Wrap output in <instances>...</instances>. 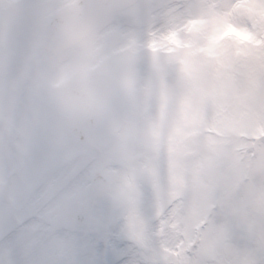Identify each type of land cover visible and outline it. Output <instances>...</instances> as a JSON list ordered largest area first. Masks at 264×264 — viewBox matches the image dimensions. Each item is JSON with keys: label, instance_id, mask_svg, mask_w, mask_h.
I'll use <instances>...</instances> for the list:
<instances>
[{"label": "snow or ice", "instance_id": "6c2138e0", "mask_svg": "<svg viewBox=\"0 0 264 264\" xmlns=\"http://www.w3.org/2000/svg\"><path fill=\"white\" fill-rule=\"evenodd\" d=\"M27 5L15 36L0 40V66L33 17L45 27L58 19L62 44L83 36L78 0ZM182 7L186 19L143 41L142 65L131 55L114 64L92 48L71 61L52 55L41 74V97L80 114L85 147L91 116L103 117L122 149L132 145L112 154V190L80 201L69 264H264V0ZM49 127L61 130L46 118L32 143V210L5 230L0 264H19L27 237L40 243L60 223L41 207Z\"/></svg>", "mask_w": 264, "mask_h": 264}, {"label": "clouds", "instance_id": "9594fccd", "mask_svg": "<svg viewBox=\"0 0 264 264\" xmlns=\"http://www.w3.org/2000/svg\"><path fill=\"white\" fill-rule=\"evenodd\" d=\"M190 0H78L82 6L80 27L81 39L62 44L58 33L60 21L53 18L47 27L38 17H33L32 26L16 45L12 61L0 66V149L11 156L25 143L26 139L38 140L44 132V121L53 117L61 125L59 134L49 127L46 135L45 153H54L63 161L64 168L74 170L70 182L63 184L54 195L59 202L60 223L54 224L48 236L73 239L71 232L77 219V208L82 200L88 199L89 191L109 192L113 188L118 163L113 153L131 152L122 149L115 138L105 134L106 123L103 117L91 116L89 125L94 136L89 145L81 143L78 122L79 113L63 106L49 105L40 95V77L52 55L58 54L65 60L86 57L90 49L97 54L120 63L125 56L131 55L143 64V41L149 33L166 30L173 18L183 20L188 12L182 6ZM231 0H191L194 5H217L227 8ZM59 3V0H53ZM199 8H193L196 13ZM28 15L27 0L18 3L0 0V18L5 27L0 32V40L5 35L15 36L7 21L25 18ZM235 19H243L237 14ZM118 54V55H117ZM94 168L95 171H90ZM5 208L11 206L5 193ZM7 241L0 239V249H5ZM40 243L33 245L29 253L25 245L16 251L19 264H44L36 258ZM57 264H69L60 261Z\"/></svg>", "mask_w": 264, "mask_h": 264}, {"label": "rangeland", "instance_id": "374dc122", "mask_svg": "<svg viewBox=\"0 0 264 264\" xmlns=\"http://www.w3.org/2000/svg\"><path fill=\"white\" fill-rule=\"evenodd\" d=\"M14 2V0H11ZM8 2V0H6ZM20 2V0H16L15 3ZM16 22H21L23 18H13ZM17 24V23H16ZM20 26V25H18ZM1 32V30H0ZM21 153L19 156H16L15 153L11 156H6L2 149H0V186L2 184L7 183L8 190L10 191V195L12 196V206L9 208H5V204L2 203L0 205V229L2 227H7L11 224V220L15 219L18 215L15 214V208L17 210V205L21 204L22 206H18L19 217H22L29 213L32 210L33 206V179L30 173L29 164L32 161L31 149L32 145L30 140L25 141L20 147ZM27 152V154H25ZM44 158L47 161L48 169V180L45 188V195L43 201L41 203V207H43L46 211L50 212L53 216L58 218V208L59 202L54 201V195L58 191V189L65 183L68 182V176L70 175L71 179L73 177V173H68L63 167V162L60 163L58 169H54L53 162L60 158L54 153H44ZM61 159V158H60ZM18 162L20 163L21 170L17 176H12L10 179H7V174L13 170ZM30 185V186H29ZM26 187L27 190L23 191L24 193H28L30 196V201L28 206L26 203L21 202L18 198H15L14 190L16 187ZM21 192V191H20ZM19 192V196L21 193ZM15 205V206H14ZM26 206V208H25ZM17 210V212H18ZM4 230V229H3ZM2 230H0L1 232ZM36 238L29 235L25 241L24 245H27L26 250L30 253L31 249L34 245V240ZM0 252H3V249H0ZM42 261H51L52 264H57V262L65 261L70 262L73 259V248L70 240L54 237L46 235L45 239L40 242V247L38 250V256L36 257Z\"/></svg>", "mask_w": 264, "mask_h": 264}]
</instances>
